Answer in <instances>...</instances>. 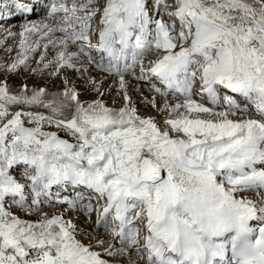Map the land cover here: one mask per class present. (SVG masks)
<instances>
[{
  "label": "snow or ice",
  "instance_id": "6c2138e0",
  "mask_svg": "<svg viewBox=\"0 0 264 264\" xmlns=\"http://www.w3.org/2000/svg\"><path fill=\"white\" fill-rule=\"evenodd\" d=\"M39 3L0 0V19L30 16ZM46 7L44 20L27 19L18 33L5 29L0 47L19 36L18 51L0 68L27 69L43 47L33 73L55 65L56 76L91 66L117 78L105 92L118 87L124 103L81 101L67 78L51 98L43 87L13 92L0 81V264H119V257L127 264H182L175 250L161 251L154 220L162 202L189 193L186 182L196 185L191 192L238 209L243 219L264 211V191L244 190L255 182L264 187V169L254 167L264 163V0H47ZM70 44L77 51L70 52ZM60 45L44 63L49 46ZM150 52L156 58L145 63ZM128 75L150 84L155 95L144 102L163 117V127L139 114ZM87 83L105 95L102 81ZM38 108L48 114L32 110ZM17 167L21 179L12 174ZM66 186L86 191L61 200L53 189ZM53 197L89 220L95 212L93 230L78 233L64 213L44 212L45 204L55 207ZM10 206L40 217L22 219ZM78 234L92 240L85 244ZM206 254L219 255L210 245ZM247 264H264V226Z\"/></svg>",
  "mask_w": 264,
  "mask_h": 264
},
{
  "label": "bare ground",
  "instance_id": "6f19581e",
  "mask_svg": "<svg viewBox=\"0 0 264 264\" xmlns=\"http://www.w3.org/2000/svg\"><path fill=\"white\" fill-rule=\"evenodd\" d=\"M100 2L102 5L103 0H100ZM46 5H47V0H40V3L36 5L34 11L32 12V14L30 16L18 15V14L13 13V15L11 17H4L3 19H0V38H3V36L6 35L5 29L18 33L20 31V25L23 24L25 22V20H27V19H30L33 21L44 20V18L46 17V14H43V13L46 11ZM149 7L150 8L152 7L151 3L149 4ZM161 11H162V13H166L168 11V9H162ZM153 14H155V13H153ZM99 18H100L99 15H97L93 20V28L94 29H96L98 27ZM19 19H22V21ZM164 19H167L166 15H164ZM17 24H19V25L17 26ZM60 35H61V33L55 34L56 37H59ZM94 37L95 36L93 35L92 39ZM95 40H96V37H95ZM18 41H19V36H17L15 40L8 39L6 41V43L4 44V46L0 47V64H3L4 56H6L5 49L7 47L12 46L13 49L15 48L14 52L17 53L18 47H16V45L18 44ZM42 43H47V41H43ZM78 43H80V42H78ZM61 48H62V45H60L56 48L49 46V48L47 49V57L45 59L46 60L45 63H47L49 61V57L51 55H56V53L58 51H60ZM68 50L70 52L71 51H77V47H76V45L70 44ZM44 51H45V49L43 47H41L36 52V53H38V56L36 58L37 61L39 60L41 53ZM35 54H33L32 57H34ZM11 55H10V57L12 59L15 56V54H11ZM92 55L95 57V56H97V53L93 52ZM155 58H156V53L150 52L145 57V63H147L148 60L155 59ZM31 59L28 61V67L33 63V61ZM74 63L79 64V61H74ZM36 66L38 67L37 64H36ZM28 67H27V69L25 68L22 71L19 70V71L8 72V73L4 72V68H1L0 69V75L3 76L4 81L7 79L6 82L9 86V89H10V87L13 85L12 84L13 81L16 82V80H18L17 82H19V79L23 78V80H22L23 84H24V82H26V84H27V80H29L31 77L33 78L34 74H38L44 80L43 83L38 84V85H41L39 88L43 87L47 90L48 98H51L52 93H57V92L63 91V89L65 87L63 81L65 78H67L68 80H69V78H75V79H78L77 80L78 83H73V84L69 83L68 86L74 87L76 89V91L80 94L79 99L81 101H92V100H96L98 98H101L104 100V102L109 107H114V108H119L124 103L122 99L118 98L119 97L118 87L114 86L111 88V90L109 92H105V90L109 88V85H111L114 80H117V78L114 76H109L106 73L99 72L94 67L90 66L89 70L87 72H77L73 69L65 68V69H62L60 74L56 75V76L52 75V73L55 71V65H53L49 69L44 70L43 72H36V73H33L32 69H28ZM39 67L42 68L43 65L40 64ZM32 68H34V67H32ZM135 71L137 72V74L139 73V66H137ZM89 72H90V76H89ZM83 75H85V76H83ZM84 77H87V79L85 78V80H84ZM90 77H94L95 80L97 81V83H100L102 81L100 91L105 92V95L103 97H100L99 93L95 92L94 93L95 97L93 96V98H91L92 95L89 96L86 93V92H89L91 90V86L88 85V83H87V81ZM56 78L59 79V82L57 83V85L53 84V80ZM126 79L129 81V94L131 95L133 103L137 107L139 114L142 117L153 116L156 118L157 123L161 124L163 117L158 114L157 110L154 109L150 103L146 104L144 102L145 98H147V100L150 101L152 99V97L155 95L150 90V84L147 81H136L130 75L126 76ZM56 82H57V80L55 81V83ZM153 82L156 83L157 81H155L153 79ZM44 85H46V86H44ZM48 86H50V88ZM157 86L163 87L160 84H158ZM137 87H139V89H140L139 91L135 90ZM33 88L34 87H29L28 89L31 90ZM81 93H86L84 98L81 96ZM114 100H116L117 102L113 103ZM157 100H158V103L161 105L164 102L163 98H161V97H157ZM161 127H163L162 124H161ZM60 133H62V131ZM254 167L258 170L264 169V163L255 164ZM249 171H251V169H249ZM13 173L19 174V177H17V176H15V177L17 179H21V170L20 171L18 170L17 172L14 171ZM244 190L249 191V192L264 191V187H262L259 182H255V183H251V184L247 185L244 188ZM53 191L59 192L61 200H63L64 198H67L70 200H75L77 192H85L86 190L83 188H73L71 186H66L64 188H54ZM30 199H31V197H29V203H30ZM87 202H88L87 200L83 201V203H87ZM53 203L55 204V207L49 206L47 204L43 205V211L48 213L49 215H51L53 213H58V212L64 213L65 219H71L77 225L78 233L80 230H83V231H92L93 230V228L95 226V224H94L95 212H93L91 219L89 220L87 217H85V215L82 211H79L78 209L77 210H68L66 204L56 203L55 197H53ZM92 203L95 204V201L93 200ZM10 210L15 215L19 216L20 218L30 220L33 222L36 221L37 219H39V217H40V213H36V212L29 213L27 211V209H20L19 207H16V206H10ZM246 222L248 223V225L251 229V232H252L254 239H256V237L258 236L259 228L264 226V211H260L258 209L257 214L254 217L247 219ZM77 238L79 240H81L82 242H84L85 244H88L89 241L92 240V237L81 235V234H78ZM118 260H119V264H127V258L126 257H119Z\"/></svg>",
  "mask_w": 264,
  "mask_h": 264
},
{
  "label": "clouds",
  "instance_id": "9594fccd",
  "mask_svg": "<svg viewBox=\"0 0 264 264\" xmlns=\"http://www.w3.org/2000/svg\"><path fill=\"white\" fill-rule=\"evenodd\" d=\"M196 185L185 183L189 193H182L175 203L162 202L154 228L161 251L173 249L182 264H204L208 242L227 230H235L240 264L255 255V241L247 240V223L238 209L219 205L203 194L191 192Z\"/></svg>",
  "mask_w": 264,
  "mask_h": 264
},
{
  "label": "rangeland",
  "instance_id": "374dc122",
  "mask_svg": "<svg viewBox=\"0 0 264 264\" xmlns=\"http://www.w3.org/2000/svg\"><path fill=\"white\" fill-rule=\"evenodd\" d=\"M46 11H47V7H46ZM45 11V12H46ZM45 12L43 13V14H45ZM19 20H21L22 21V19H19ZM20 24V23H19ZM19 24H17V26L19 25ZM14 50H15V48L13 49V51L10 53V54H6V56H4V59H3V65H8L12 60H13V58H15L16 57V55H17V53L16 52H14ZM11 54H15V56L11 59V57H10V55ZM12 56V55H11ZM37 56H38V53H36L35 54V56L34 57H32V61H33V63L28 67V69H34V68H36L37 66H36V62H37V60H36V58H37ZM54 56L55 55H51L50 57H49V60H52L53 58H54ZM11 59V60H10ZM36 60V61H35ZM46 61V60H45ZM45 61H44V63H45ZM43 65V64H42ZM32 67H34V68H32ZM4 68V72H9L8 71V69H6L7 67H3ZM1 69V68H0ZM25 68L24 67H21V68H19L17 71H22V70H24ZM83 76H85V75H83ZM89 76H90V72H89ZM61 78V77H60ZM79 78V77H78ZM85 78L87 79V77H84V80H85ZM7 80V79H6ZM5 80V81H6ZM22 80H23V78L22 79H19V82H17L18 80H16V82L15 81H13L12 82V86L10 87V91H13V92H19V90H20V88L22 87V86H24V85H27V87L29 88V87H34V88H36V89H38L41 85H38L39 83L41 84V83H43V78L40 76V75H38V74H34L33 75V78L31 77L29 80H27V84H26V82H24V84H23V82H22ZM57 80V82L55 83V81ZM77 80L78 79H75V78H69V83H78L77 82ZM83 80V81H84ZM0 81H4V78H3V76L2 75H0ZM59 82V79L58 78H56V79H54L53 80V84H55V85H57V83ZM44 86H46V85H44ZM49 88H50V86H48ZM58 87V86H57ZM59 88V87H58ZM90 92V93H89ZM89 92H86L89 96H91V98H93V96L95 95L94 93L95 92H93V91H89ZM86 93H81V96L84 98V96L86 95ZM95 97V96H94ZM47 98H48V96H47ZM19 107H22V106H15V108L13 109V110H16L17 108H19ZM32 110H34V111H41V112H45L46 114H48V110H46V109H43V108H38V109H32ZM70 112H67L66 113V115H69L70 116ZM45 130H52V131H56V129L55 128H48L47 126H45ZM59 135L62 137V138H66V139H69L70 141H71V137H68L64 132H62V133H60L59 132ZM20 171V168H14V169H12L11 171H12V174L14 175V176H17V177H19V174H17V173H13L14 171Z\"/></svg>",
  "mask_w": 264,
  "mask_h": 264
}]
</instances>
